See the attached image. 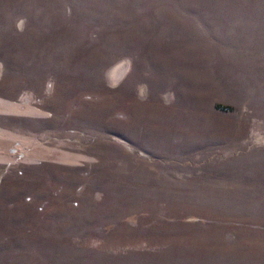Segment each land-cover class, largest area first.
Masks as SVG:
<instances>
[{"label": "rangeland", "instance_id": "rangeland-1", "mask_svg": "<svg viewBox=\"0 0 264 264\" xmlns=\"http://www.w3.org/2000/svg\"><path fill=\"white\" fill-rule=\"evenodd\" d=\"M0 264H264V0H0Z\"/></svg>", "mask_w": 264, "mask_h": 264}]
</instances>
